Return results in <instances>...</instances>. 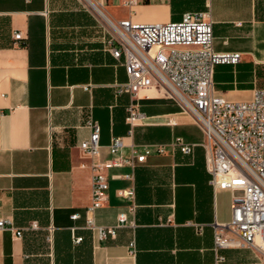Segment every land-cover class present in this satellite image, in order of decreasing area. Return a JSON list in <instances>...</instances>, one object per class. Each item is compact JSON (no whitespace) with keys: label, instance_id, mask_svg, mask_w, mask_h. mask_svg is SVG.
<instances>
[{"label":"crops","instance_id":"obj_1","mask_svg":"<svg viewBox=\"0 0 264 264\" xmlns=\"http://www.w3.org/2000/svg\"><path fill=\"white\" fill-rule=\"evenodd\" d=\"M209 5L215 50L242 54L238 64L216 67L215 88L229 100H250L264 89V0ZM207 9L206 0H149L131 10L116 0L104 5L111 20L143 23ZM113 43L81 0H0V219L22 232L0 229V264H264L253 248L215 249L217 226L232 220L233 195L211 184L205 134L159 88L119 93L128 73L110 52ZM131 104L145 115L134 128L126 121ZM90 117L101 126L100 160L112 157L116 137L125 155L168 145L137 164L133 180L121 177L129 167L111 169L108 199L92 213V159L81 149ZM176 138L192 152L171 146ZM131 186L134 213L116 194ZM120 213L130 223L115 236L100 240L88 226V218L115 226Z\"/></svg>","mask_w":264,"mask_h":264},{"label":"built area","instance_id":"obj_2","mask_svg":"<svg viewBox=\"0 0 264 264\" xmlns=\"http://www.w3.org/2000/svg\"><path fill=\"white\" fill-rule=\"evenodd\" d=\"M81 1L103 20L114 42L109 50L127 69L128 81L120 84L119 93L136 96L141 90L159 88L203 130L202 146L211 184L215 189H229L233 195L232 220L217 226L215 249L249 247L264 254L258 245V241H264V89L256 90L246 101H232L217 92L216 67L236 65L242 54L215 50L210 0H206L205 11L186 12L180 21L160 23L137 22L132 18L114 21L104 12L109 0ZM116 1L131 10L149 0ZM15 39H23L21 32L15 34ZM127 111L126 121L131 128L144 122L145 115L137 104H131ZM86 125L90 135L81 143V149L92 159L93 198L87 210L92 213L108 199L111 169L129 167L131 172L121 177L133 180L137 164L153 153H166L168 145H146L142 151L133 147L125 155L123 138L116 137L108 146L112 157L100 160L101 126L92 117ZM171 146L186 154L193 150L181 138H176ZM116 194L131 202L129 210L134 213V187L120 188ZM87 221L100 240L115 236L118 227L130 223L126 213H120L112 227L97 226L90 218ZM0 229L14 230L4 219H0ZM14 232L17 236L22 234L20 230ZM219 260L224 258L220 256Z\"/></svg>","mask_w":264,"mask_h":264},{"label":"bare ground","instance_id":"obj_3","mask_svg":"<svg viewBox=\"0 0 264 264\" xmlns=\"http://www.w3.org/2000/svg\"><path fill=\"white\" fill-rule=\"evenodd\" d=\"M258 245L264 250V241H258Z\"/></svg>","mask_w":264,"mask_h":264}]
</instances>
